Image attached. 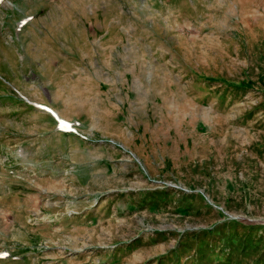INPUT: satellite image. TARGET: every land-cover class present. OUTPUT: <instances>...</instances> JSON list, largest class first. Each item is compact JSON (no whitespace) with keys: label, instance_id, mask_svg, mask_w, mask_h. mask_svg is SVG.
<instances>
[{"label":"rangeland","instance_id":"374dc122","mask_svg":"<svg viewBox=\"0 0 264 264\" xmlns=\"http://www.w3.org/2000/svg\"><path fill=\"white\" fill-rule=\"evenodd\" d=\"M0 264H264V0H0Z\"/></svg>","mask_w":264,"mask_h":264}]
</instances>
